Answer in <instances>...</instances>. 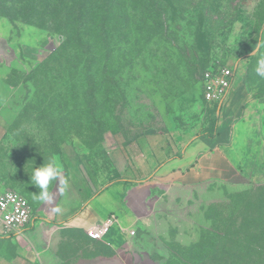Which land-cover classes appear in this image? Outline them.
Instances as JSON below:
<instances>
[{
	"label": "rangeland",
	"instance_id": "obj_1",
	"mask_svg": "<svg viewBox=\"0 0 264 264\" xmlns=\"http://www.w3.org/2000/svg\"><path fill=\"white\" fill-rule=\"evenodd\" d=\"M0 52L12 56L0 97L24 113L43 160L106 184L145 175L132 190L136 227L101 240L58 228L62 264H264V173L155 176L166 143L216 130L220 106L200 84L209 66L234 70L264 135V0H0Z\"/></svg>",
	"mask_w": 264,
	"mask_h": 264
},
{
	"label": "crops",
	"instance_id": "obj_2",
	"mask_svg": "<svg viewBox=\"0 0 264 264\" xmlns=\"http://www.w3.org/2000/svg\"><path fill=\"white\" fill-rule=\"evenodd\" d=\"M8 53L0 52V64L8 66L12 60ZM12 101L8 96L0 97V192L24 198L32 219L13 233H5L0 222V264H62L54 235L58 228L87 234L110 218L114 219L110 229L118 233L136 227L140 203L132 200V190L139 189L135 184L145 175H128L106 184L102 175L93 177L82 165L61 164L62 177L48 189L51 202L38 199L40 189L30 174L33 168L48 163L43 160L44 153L38 152L43 142L24 135L25 115L12 107ZM219 109L212 137L198 136L176 149L169 142L165 144L164 162L155 176L173 184L196 182L221 168L235 171L246 181L264 173L260 103L248 98L246 88L234 80Z\"/></svg>",
	"mask_w": 264,
	"mask_h": 264
},
{
	"label": "built area",
	"instance_id": "obj_3",
	"mask_svg": "<svg viewBox=\"0 0 264 264\" xmlns=\"http://www.w3.org/2000/svg\"><path fill=\"white\" fill-rule=\"evenodd\" d=\"M235 80L233 69L212 65L206 68L200 76L203 101L210 105L223 102ZM32 219L28 202L18 194L10 191L0 192V222L5 233H13L30 223ZM114 222L113 218L96 225L87 231L92 240H101Z\"/></svg>",
	"mask_w": 264,
	"mask_h": 264
},
{
	"label": "clouds",
	"instance_id": "obj_4",
	"mask_svg": "<svg viewBox=\"0 0 264 264\" xmlns=\"http://www.w3.org/2000/svg\"><path fill=\"white\" fill-rule=\"evenodd\" d=\"M255 72L259 77L264 78V56H261L257 60ZM61 177L62 166L55 158H50L47 164H42L40 167L33 168L30 178L33 184L40 189L38 199L51 202V196L48 191L49 186L53 181ZM66 186L65 184V187Z\"/></svg>",
	"mask_w": 264,
	"mask_h": 264
},
{
	"label": "trees",
	"instance_id": "obj_5",
	"mask_svg": "<svg viewBox=\"0 0 264 264\" xmlns=\"http://www.w3.org/2000/svg\"><path fill=\"white\" fill-rule=\"evenodd\" d=\"M214 135V133H212L211 135H207L208 137H212Z\"/></svg>",
	"mask_w": 264,
	"mask_h": 264
}]
</instances>
